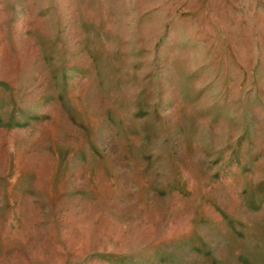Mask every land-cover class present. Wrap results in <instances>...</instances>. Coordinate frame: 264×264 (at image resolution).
<instances>
[{"label":"rangeland","instance_id":"rangeland-1","mask_svg":"<svg viewBox=\"0 0 264 264\" xmlns=\"http://www.w3.org/2000/svg\"><path fill=\"white\" fill-rule=\"evenodd\" d=\"M0 264H264V0H0Z\"/></svg>","mask_w":264,"mask_h":264}]
</instances>
